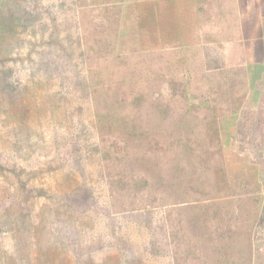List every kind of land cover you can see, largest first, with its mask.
Wrapping results in <instances>:
<instances>
[{"label": "rangeland", "instance_id": "obj_1", "mask_svg": "<svg viewBox=\"0 0 264 264\" xmlns=\"http://www.w3.org/2000/svg\"><path fill=\"white\" fill-rule=\"evenodd\" d=\"M11 1L15 19L3 27L2 42H14L25 55L44 30L36 19L42 12L32 0ZM235 6L212 0L206 7L217 20L200 26L191 47L119 57L113 52L118 10L81 14L82 47L92 58L82 74L96 86L83 108L101 118L95 126L85 113L72 120L87 124L76 135L81 143L101 141L108 154L103 162L95 156L102 171L93 190L112 218L99 211L87 220L57 212V198L27 196L37 188L57 193L71 179L60 170L41 173L46 164L36 154L11 147L24 138L25 114L16 107L12 113L0 89V264H264V81L248 65L228 61V40L240 36ZM29 66H0V83L2 76L7 84L25 80ZM45 90L26 99L34 102ZM131 102L128 117L116 111ZM27 111L40 131L34 138L52 139L49 125L63 130L36 109ZM11 127L16 133L9 135ZM93 131L94 137L84 135ZM16 173L27 182L22 192ZM130 211L149 212L150 224L122 218ZM71 235L78 247L68 245Z\"/></svg>", "mask_w": 264, "mask_h": 264}, {"label": "trees", "instance_id": "obj_2", "mask_svg": "<svg viewBox=\"0 0 264 264\" xmlns=\"http://www.w3.org/2000/svg\"><path fill=\"white\" fill-rule=\"evenodd\" d=\"M32 1L34 2L33 8L42 12V14L36 13L38 16H35L38 25L44 30L39 31V39L29 43L26 54L21 55L16 47L12 46L14 42H2L3 27L7 28L8 23H13L15 17L11 12L13 1L0 0V66L9 64L21 66L25 63L30 64L31 70L25 80L17 78L11 84H7L6 77H1L0 89L4 90L3 101L7 102L10 108H14L12 113L17 115L16 107L21 114H25V120H22L23 126L19 128L21 133L24 132V138L10 141L11 147L19 151L20 145H22L23 150L36 154L44 165L46 164L45 169L40 170L41 173L60 170L64 173L62 177L67 180L69 177L71 182L57 193L56 191L50 192L47 188H37L34 192H29L27 196L35 194V197L48 196L51 200L57 198V212L70 211L71 214L76 213L75 215L78 214L84 219L88 218L87 220L93 219L92 215L99 211L108 218L110 216L112 218L108 207L99 205L97 195L93 190L101 180L96 177L97 173H101L100 169L102 171V164H97L96 158L103 162L107 160L108 154L104 151L101 141L89 139L87 143H81L80 136L76 137V135L81 129L84 130L82 126H87V124L79 125L73 123L72 120L74 115L81 117L84 113L91 119V121L89 120L91 124L92 121L95 123L101 118L93 111L85 112L91 110L90 107L84 109L86 103L90 105L91 92L89 90H95L96 86L91 82L89 76L86 77L82 74L83 66L85 67V64L92 58L85 54V49L82 47L84 28L81 14L84 11L92 12L98 8L109 11L118 10L114 21L118 26H113L116 31L113 37L115 57L123 54H150L167 48L191 47L193 42H198L195 32L203 17H206L202 6L209 4L210 0ZM261 20L264 43V13H262ZM44 55H46L45 64L41 61H34L38 56ZM90 69L88 68V71ZM38 73L40 74L39 79L37 78ZM42 88L46 89L44 91L46 96H39L38 100L33 99L34 102L26 99L31 91L36 94V90H42ZM5 89H9V91L6 92ZM11 92L13 97L10 95ZM259 96V90L254 88L252 102L258 107L262 103ZM30 108L36 109L39 115L48 117L47 123L53 122L55 127L63 128V130L57 132L53 125H49L50 130L52 129L50 131L52 139L34 138L33 135H39L37 132L40 131L35 128V124L29 121V111L27 110ZM132 108L134 105L131 102L125 104L123 108L117 106L116 111L123 117H128ZM202 114L201 117H205ZM231 124L232 122L227 123L226 127L228 128V125ZM40 125L43 126V123ZM132 125L136 124L132 123ZM89 130L91 131V128ZM8 133L12 135L16 132L11 127ZM84 135L94 137L96 133L93 131L90 135ZM0 169L1 171L4 169L1 162ZM15 175L16 184L22 192L26 189L27 182H24L17 173ZM148 213L144 214V217L137 214L136 211H130L129 214L121 216L149 225L151 218ZM70 216V220L76 218L73 215ZM74 234H76L75 231ZM70 244H75L78 247V240L72 235L68 238V245ZM84 255L82 252L77 254L78 260Z\"/></svg>", "mask_w": 264, "mask_h": 264}, {"label": "crops", "instance_id": "obj_3", "mask_svg": "<svg viewBox=\"0 0 264 264\" xmlns=\"http://www.w3.org/2000/svg\"><path fill=\"white\" fill-rule=\"evenodd\" d=\"M212 0H210L211 4ZM209 4L202 6L206 17L198 25L197 30L204 23H211L216 11L209 12L206 7ZM235 12L239 19L235 29L239 31L238 38H231L228 42V61L230 64H246L248 68L255 69L258 72L257 82L264 81V43L262 41V20L261 16L264 13V0H235ZM213 22V21H212ZM230 23H228L229 26ZM238 33V35H239Z\"/></svg>", "mask_w": 264, "mask_h": 264}]
</instances>
